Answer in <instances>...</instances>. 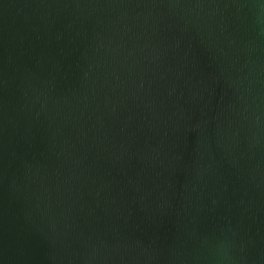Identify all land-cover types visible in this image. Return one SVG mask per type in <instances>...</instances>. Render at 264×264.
Here are the masks:
<instances>
[{"label":"water","instance_id":"1","mask_svg":"<svg viewBox=\"0 0 264 264\" xmlns=\"http://www.w3.org/2000/svg\"><path fill=\"white\" fill-rule=\"evenodd\" d=\"M0 264H264V0H0Z\"/></svg>","mask_w":264,"mask_h":264}]
</instances>
